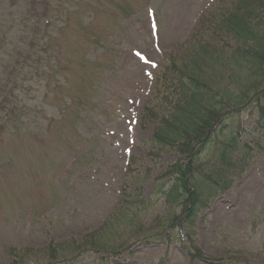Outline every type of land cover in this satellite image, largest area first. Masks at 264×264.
Masks as SVG:
<instances>
[{
  "label": "rangeland",
  "instance_id": "rangeland-1",
  "mask_svg": "<svg viewBox=\"0 0 264 264\" xmlns=\"http://www.w3.org/2000/svg\"><path fill=\"white\" fill-rule=\"evenodd\" d=\"M221 8L218 0H0V90L8 84L23 106L17 123L1 126L0 264L12 263L10 247L81 241L116 215L124 222L108 249L119 252L80 264H207L191 258L192 245L212 264H264V128L250 110L231 122L240 133L232 187L199 214L192 238L173 231L165 244L144 242L168 213L158 177L181 158L154 140L169 113L167 93L153 96L155 80L197 28L211 34L200 21ZM27 52L37 62L24 65ZM150 101L160 116L148 120Z\"/></svg>",
  "mask_w": 264,
  "mask_h": 264
},
{
  "label": "trees",
  "instance_id": "trees-1",
  "mask_svg": "<svg viewBox=\"0 0 264 264\" xmlns=\"http://www.w3.org/2000/svg\"><path fill=\"white\" fill-rule=\"evenodd\" d=\"M218 1L220 12L204 16L199 24L211 34L197 28L184 54L170 55L155 80L153 96L158 100L167 93L163 102L169 103V113L161 118L154 140L163 147L175 148L181 158L158 177L164 187L168 186L161 189L168 213L158 223L162 229L145 236L144 242L149 244H165L172 239L173 231H180L183 240L192 238L199 214L232 187L230 177L240 149V133L231 123L234 117L250 110L264 128V0ZM23 7L27 11L29 3ZM31 36L37 38L35 50L43 48V40L36 33ZM36 60L27 52L23 64ZM226 70L232 72L229 79ZM8 88L3 84L0 90V133L4 130L1 126L17 123L22 117L23 106L13 100L12 89ZM150 103L144 108L148 120L160 116L159 109ZM210 151L212 159L208 160ZM121 221L116 215L108 222L110 228L102 227L81 241L52 243L44 250L10 247L11 264H80L87 254H117L118 250L108 248L115 239L112 228L120 226ZM166 229L170 230L168 234ZM190 256L193 260L214 261L197 245L191 246ZM159 264H165V258Z\"/></svg>",
  "mask_w": 264,
  "mask_h": 264
}]
</instances>
